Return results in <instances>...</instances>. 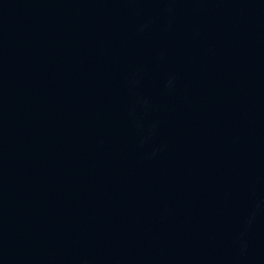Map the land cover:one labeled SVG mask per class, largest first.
<instances>
[{
  "label": "water",
  "instance_id": "obj_1",
  "mask_svg": "<svg viewBox=\"0 0 264 264\" xmlns=\"http://www.w3.org/2000/svg\"><path fill=\"white\" fill-rule=\"evenodd\" d=\"M0 264H264V0H0Z\"/></svg>",
  "mask_w": 264,
  "mask_h": 264
}]
</instances>
